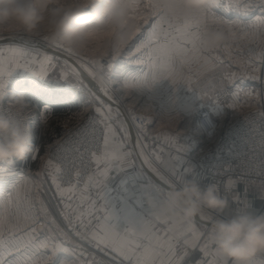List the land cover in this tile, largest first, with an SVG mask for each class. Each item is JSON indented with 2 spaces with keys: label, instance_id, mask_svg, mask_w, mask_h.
<instances>
[{
  "label": "snow or ice",
  "instance_id": "obj_1",
  "mask_svg": "<svg viewBox=\"0 0 264 264\" xmlns=\"http://www.w3.org/2000/svg\"><path fill=\"white\" fill-rule=\"evenodd\" d=\"M223 12H239L243 10L245 16L249 13H258L251 28L247 26L237 27L233 21H224L227 28L229 40L213 51H205L202 47V33L212 27L220 25L222 22L216 17L214 11H200L198 13L185 14L183 11L175 13H165L156 3V0H132V10L129 20L135 23L136 33H140L139 42H132L128 47V57L138 65H145L148 69L143 72L142 81H149L155 84L158 80L169 79L173 84L183 81L184 84H191L193 80L192 72L196 70V75L204 72L214 71L221 66L224 61L220 55H213V52H223L228 59L237 64L244 75H249L253 79L259 77L257 61L264 63V0H221L218 7ZM151 19V24L146 30L142 31V25L147 24ZM106 33L95 34L93 39L100 41L106 37ZM137 37V35H136ZM46 40V38H45ZM240 40H246L248 47L246 54L241 58L239 51L233 55V47ZM57 49H62L69 54L75 65L82 68L84 72L95 80V69L97 66L104 70L105 63L103 57L97 55L92 58L77 56L71 50L62 45H49ZM0 48V101L5 98L6 84L5 77H9L17 69L40 77H45L49 69H54L57 65L53 58L47 54L42 59L31 56L29 51L23 47H10L7 51L13 56L5 60ZM24 60L20 62L16 57ZM39 62L40 71L33 70V66ZM7 65V67L5 66ZM107 69H112L111 62L106 64ZM60 78L67 82L70 87L79 86L85 89L82 73L78 67L69 64L67 60L59 66ZM188 73H184V69ZM235 73H226V79H232ZM137 79H139L137 77ZM73 80L76 84H73ZM127 88L129 85L124 84ZM105 95L108 90L104 85H100ZM91 98H95L92 89H86ZM250 95V94H249ZM111 99V97H109ZM89 99L88 103H91ZM47 109H45V113ZM95 113L99 117L90 118L91 130L80 135L73 146L65 149V154L60 159L66 167L60 163L54 164L51 159L43 165L44 170L52 177L53 184L56 186L61 197H65L69 203L65 208L75 213V219L79 221V227L83 231H76V235L82 239H89L95 242L96 247L101 251L108 250L114 254V258L119 257V264H187L191 252L198 250L200 258L194 264H218L217 259L212 254L207 241L201 243L204 233L195 227V220L185 222L182 217L170 218L160 212L152 213L151 219L144 221L141 226L130 228L125 231L117 230L112 223L113 213L106 211L103 216H96L95 213L100 209L96 207V201L87 198L89 205L87 210L80 211L81 205L86 201L84 196L92 188L101 190L100 198L108 201L104 194V181L108 179L109 171L114 165H123L128 162L130 152L124 150V144L117 140L113 127V110L110 106L101 104L95 108ZM264 115V113H261ZM46 115L42 119L46 120ZM142 121L146 118L141 117ZM153 123V121H147ZM102 126V127H100ZM141 131H144L143 124ZM38 151V150H37ZM33 159H37L36 154ZM159 159V158H157ZM95 164V169L91 170L89 165ZM10 162L0 163V175L9 171ZM117 170H120L117 168ZM171 174L177 178L178 173L173 168ZM66 177L67 187H62L58 182L60 176ZM159 179L167 184V180L157 173ZM144 176H146L144 174ZM148 184H151L157 195L155 197L154 208L161 204V185L151 177L146 176ZM30 183V182H29ZM81 185H83L81 187ZM15 187V185H13ZM79 193V203L73 209L71 201L77 198ZM15 209V211H13ZM32 213L31 202L21 216L19 193L9 192L6 196L0 193V264H47L46 261H39L33 255L26 252L27 248L47 247L45 241L35 244L36 227L39 222L36 215ZM87 217V219H85ZM65 219H71L66 214ZM210 220L206 215L201 214L200 220ZM95 220V222H93ZM163 224L165 227L157 231L156 225ZM31 229V231H29ZM18 232H23L29 237L28 244L22 249L20 244L13 243L19 239ZM6 234L7 235L6 237ZM53 253L59 248L53 244ZM84 264H107L104 259H97L95 256Z\"/></svg>",
  "mask_w": 264,
  "mask_h": 264
},
{
  "label": "clouds",
  "instance_id": "obj_2",
  "mask_svg": "<svg viewBox=\"0 0 264 264\" xmlns=\"http://www.w3.org/2000/svg\"><path fill=\"white\" fill-rule=\"evenodd\" d=\"M156 3L165 13L189 14L214 11L221 0ZM131 10L132 0H0V35L37 37L48 45H62L81 57L117 58L137 35L135 23L129 20ZM103 33L107 34L104 39H93L95 34ZM201 39L204 50L213 51L226 43L229 35L221 23L205 30ZM107 71L106 65L104 70L99 66L95 69V79L101 85L106 83ZM130 78L124 84L136 87ZM28 107L23 93H18L8 104L13 115L0 112V163L23 161L35 151L32 129L23 115ZM236 183L232 178L225 180L221 194L216 183L202 189L195 180H188L174 186L163 199V208L170 218L180 216L188 222L204 214L210 219L207 243L218 264H254L264 254V214L241 210L228 219L219 215L229 208V193ZM238 200V195L231 196V202ZM149 204L153 206L154 202L149 200Z\"/></svg>",
  "mask_w": 264,
  "mask_h": 264
},
{
  "label": "crops",
  "instance_id": "obj_3",
  "mask_svg": "<svg viewBox=\"0 0 264 264\" xmlns=\"http://www.w3.org/2000/svg\"><path fill=\"white\" fill-rule=\"evenodd\" d=\"M241 11L243 10L241 9ZM214 12L219 15V20L222 23L224 21H234L233 19H231V17L236 16V14L231 15L233 11L225 13L219 8L215 9ZM253 14V19H251V16L249 17L250 20L239 18L238 21L241 24H253L258 13H252L251 15ZM4 44H13L14 47H19L20 44H24L27 47L23 48L29 51L30 55L33 56H36V50L39 49L38 47L27 43ZM39 50L43 51L46 54L53 55L54 57L59 56L61 57V59L67 60L64 59L63 56L57 55L55 53L43 49ZM131 64L133 65L134 63ZM132 65H128L126 66V68L121 69V73L118 66L114 69V73H110L112 75L110 76V82L116 90L115 93H117L113 96L110 95V93H108V95H105L100 86L97 85V83H95L93 79H91L92 83H90L87 79H85V77L84 79L86 81L81 77L83 79L85 89L82 88L81 91H76L73 88L65 90L64 86L68 84L60 78V70L58 71V73H50V70H48V73L45 77H40L32 74L31 72L22 74V69H17L9 77H5V80L7 81L5 88V98L9 96L8 94H10L11 96L13 94L16 95L20 87L19 85H26L28 91L31 94H40L42 99H38L42 101L41 105L37 106L32 104L29 107V113L32 119L34 118L33 116L42 115L44 117L46 115V120H44V122H42V124L40 125L39 134L49 135L50 141L51 139L52 141L57 139L70 125V119H66L67 115L70 113V109L79 108L82 104L91 99L86 89H92V91L95 93V98L104 103H107L115 110L119 117V121L122 120L124 123H122L121 127V125L116 121V117H114L113 127L115 129L116 138L118 141L124 144V150L126 152H130L131 156L128 157L127 163H124L123 165H114L113 168L109 171L108 179L104 181L105 185L103 190L108 204L106 205L105 200L100 198L101 190L99 188H92L88 191L87 194L84 193L86 201L81 205L79 210L83 211L88 209L89 205L87 203V198L96 201V207L100 210L97 211L95 215L103 216L106 211L111 210L113 213L112 223L119 231H125L130 228L138 229L144 221L151 219L152 213L154 212H160L162 215L168 216L163 208V199L165 195L173 189L174 186L178 187L182 182L188 180H195L202 189L208 184H212L210 180L203 179L200 174H198L199 172L193 161V157L201 152V148L199 147L198 137L197 135H195L196 133L193 132L194 128L192 130V127L191 129L189 128L188 132L185 131L186 135H151L153 147L152 155L159 158L157 159L158 165L160 163L161 166L159 165L157 169H153L145 160H143L142 155L140 154L131 134L130 123L129 121H127L128 119L125 116L121 105L119 104L121 100L123 101V99H126L127 104H124L126 105L125 108L129 110L135 109L131 107V105H129V102H127L128 95L125 89L123 90V88H125L124 80L128 77H131V84L135 85L136 83V87L141 86L143 82V72L148 71L145 65ZM132 77H134L133 79H135V82L132 81ZM137 77L139 79H137ZM88 78L92 77L88 76ZM73 84H76L75 80H73ZM109 97H111V99H109ZM5 98L3 100H5ZM45 109H47L46 113ZM149 116L153 115L148 114L147 117ZM162 126H165L164 122ZM95 167L96 166L94 164V169ZM117 168H119L120 170H117ZM173 168L177 171L179 178L171 174V170ZM127 173H134L136 179L140 181L141 186L138 191L134 192L130 190L127 180L125 179ZM157 173H159L160 175H162L161 173H164L166 177H168L166 178L167 184L159 180ZM144 174L151 177L154 181L161 185V204L159 205V207L154 208L149 204V200H152L155 203V197L157 193L154 187L151 184H148L147 177L144 176ZM248 187L251 186H243L240 188V195L242 198L240 204L245 212L256 215V212L262 202L263 197L261 196L263 195L260 196L257 193L256 195L255 193L251 192V189ZM259 192L263 193L262 189H260ZM78 197L79 193H77V198L71 201L73 209H75L77 203H79ZM66 203H69V201L65 197H51V199H49L47 208L50 210L52 217L61 221V226L63 227L64 231L67 232V234H71L73 235V237H76L75 241L77 244H72V246H74V248L77 249L79 253L81 252V254L83 251L93 250L103 253L104 255H107L113 259L120 260L119 257L114 258V254L108 250L101 251L100 248L96 247L95 242H92L90 240V238L82 239L75 234L76 231L83 230L79 227V221L74 218L75 213L65 208ZM138 206L142 207L141 211L137 209ZM66 214L69 216V218L70 216L72 217L71 221L73 222V224L67 222L69 219H65ZM85 219H87V217ZM193 220L196 221L195 227L204 233V238L201 243L207 241V232L210 229V227H207V223H209L210 220L201 221L200 216L195 217ZM93 222H95V220H93ZM164 227L165 225L163 224L158 223L156 225L157 231H161ZM51 249L52 248L50 247L49 249L47 247H41L38 249L35 248L38 253H42L45 255V258H47L45 259L47 264H84L81 260L78 259L69 258L63 255H54ZM261 256L264 257V255H259L257 257L258 259H255L254 264H264V261L260 259ZM199 258V251H193L188 257L187 264H194V261ZM41 260L42 259H39V261Z\"/></svg>",
  "mask_w": 264,
  "mask_h": 264
},
{
  "label": "rangeland",
  "instance_id": "obj_4",
  "mask_svg": "<svg viewBox=\"0 0 264 264\" xmlns=\"http://www.w3.org/2000/svg\"><path fill=\"white\" fill-rule=\"evenodd\" d=\"M233 14H236V16H238V17L236 16L231 17V19L234 20L233 22H235L238 28L241 26H247L251 28L252 24H241L238 21V19L245 18V20H248V19L250 20L249 17L252 16L251 19H253L254 14L251 15L252 13H249V15L245 16L243 14V11L241 10L239 11V13L236 11H233L231 15ZM215 15L219 19L218 17L219 15L217 13H215ZM150 24H151V19L149 20L147 24L142 25V31L146 30ZM19 36L21 35L15 36L12 39H15ZM140 36L141 34L138 33L137 37L134 38L133 42L138 43L139 42L138 37ZM4 38H10V37L7 35H0V39H4ZM28 38L34 39L35 41H39L42 47H48V48L54 49L55 51L61 53L63 56L64 54H66V52L63 51L62 49L51 47L47 43H45L43 40H41L40 38H37V37H28ZM132 46L133 45H129V47H132ZM10 47H14L13 44L0 43V48L5 49V51L3 52V56L5 60L13 56V53L7 51V49ZM19 47H27V46H25L24 44H20ZM247 47H248V42L246 40L238 41L237 44L234 45L233 47V55H235L237 51H239L241 54V58H243V56L246 54ZM36 51H37L36 56L38 55V53L40 54L38 59H42L43 55L46 54L39 49H37ZM217 54L220 55L221 60H223L224 63L221 66L217 67L214 71L204 72V74L199 75V76L196 75V70L193 69V72H192L193 80L191 84H184L183 81H177V83L173 84L171 80L166 78V79L158 80L155 84H152V82L149 81L147 83L142 82L141 86H138V87L123 88V90L125 89L128 95L127 102H129V105H131V107L135 108L132 110L125 108L126 105L124 104L126 103V99H123V101L121 100V102L119 103L121 105V108L123 109V112L125 113V116L128 119L127 121L130 122L129 118H131V116L134 114L145 117L147 121H153V123L149 124V135L150 136L151 135H162V134L186 135V132H188L189 128L191 129L192 127V130L194 128L193 132H195L196 133L195 135H197L198 137V135H200V131L194 125V117L196 115L198 106L208 105L212 109L213 115L215 119L217 120V124L219 127H225L227 126V124L236 120L239 113L242 110L247 109L248 107H251V106L246 104L245 107H241L239 109H234L231 106H228L227 98L224 94V89L227 86L234 85V84L245 86L248 83H254V84L257 83L258 80H260L264 75V63L257 61V67L259 71L256 73V76L259 78L253 79L249 75H244L240 71L238 65L232 63L223 52L213 53V55H217ZM47 55L51 56L53 58V62L57 65L56 68L49 69L50 73L52 72L58 73V71L60 70L59 66L62 65L65 60L61 59V57L59 56L54 57L53 55H49V54ZM64 57L67 59L69 64H72L70 59H68L66 56ZM16 58L19 59L21 63L24 62L22 58L18 56ZM102 62L105 63V65L108 62H111L113 65L112 69L107 71V80L104 86L107 88L108 93H110V95L112 96L116 95L117 94L115 93L116 90L114 89V87L112 86L110 82V76H112L110 73H114V69L118 66L120 69L119 71L121 73V69L126 68V66L128 65H132L131 63H134L133 65H136V63L133 62L128 57L127 50L124 53H122L120 57H117V58L104 57ZM5 66L7 67V65ZM33 70L36 72L40 71L39 62H37L33 66ZM229 72L235 73V76L232 79L225 78V74ZM25 73H28V72L22 69V74H25ZM184 73L185 74L188 73V70L186 68L184 69ZM83 75L85 79H87L90 83H92V80H91L92 78H88L89 75H87V72H85ZM133 78L134 77H132V81L135 82V79ZM93 81H95L97 85L99 86L101 85L100 83H98L96 79ZM18 93H23L25 100L29 104V107L32 104L36 105L37 101L39 100L38 98H41L39 93L36 95L31 94L28 91V88L26 85L20 86L19 90L17 91V94ZM8 95L9 96H7L5 100L0 101L1 104L8 106L11 97L14 96L15 94H13L12 96L10 94ZM91 99H92L91 103H88L89 100L87 99L88 101L82 104L79 108L70 109V113L66 117V119L67 118L68 120L70 119V123H69L70 125L57 139L53 141L52 139L50 141L49 137H47L46 134L45 135L39 134L40 125L42 124V122H44L45 119H42L43 117L42 115L33 116L34 118L32 119L29 113L30 108L28 107L25 110L23 115L27 118L29 122H31V120H35L37 122V117L41 119V120H38L36 127L32 131V135L35 136L33 140V144L34 143L38 144L37 145L39 147L38 151L41 146L40 138L44 137V140H43L44 145L41 147L42 151L40 154H38V151H37L36 153V155L38 156L37 159H33L32 158L33 154L31 153L27 159L23 161H16L13 165L9 166V171L7 173L0 175V192L5 187L12 186L11 189H12L14 198H15V194L17 192L19 193L21 216L23 215V211L28 207V201L31 202V205H32L31 214L36 215L39 220V222L34 225L37 229L36 234H35V244L36 243L39 244L41 241H45L47 243V248L49 249V247L52 248V245L54 244L56 239L61 240L65 244H67L72 250V252L67 254L66 257L81 260L83 263L84 261H86V258L83 257V255L86 253H90V251L86 250V251H83L82 254L81 252L79 253V251L75 249L74 246H72V244H75V245L77 244L75 241L76 237H73V235L71 234H67V232H65L63 227L61 226V221L52 217L50 210L47 208L49 199H51V197L60 196V194L58 193L56 186L53 184L52 177L48 174V170H44L43 165L49 159H51L53 163L56 164L57 161L52 157L51 148L55 143L58 142L59 139H61L62 137H66L72 129H75L76 127L78 128L79 126L83 125L85 121H87L88 119L99 118L97 114L95 113L96 107L101 106V104L109 106L107 103H104L98 100L97 98H91ZM112 110H113V116L116 117V121L122 127L123 121L122 120L119 121V117L117 113L115 112L113 108ZM148 114H152L153 116L147 117ZM175 115L178 117L174 118L173 116ZM73 117H75L76 119ZM163 122L165 123V126H162ZM152 150H153V147L151 146L150 153H151L152 161H146V160L145 161L149 164L150 167H152L153 169H157V167L159 165L161 166V164L159 163L158 165L157 157L152 155ZM200 154L201 153L193 157L194 163H195L196 158ZM91 165H92V170H93L94 164H91ZM17 167H20V169L22 168V170L24 171V177L18 180H13L12 179L13 176L11 172L13 169ZM130 174H133L135 179H136V176L134 173H127L125 177L130 187V190H132L131 185H130L131 180L128 177ZM198 174H200V172ZM58 182L61 183V176L59 177ZM135 182H136L137 187L135 190H132L134 192L138 191V189L141 186L139 180H135ZM13 185H15V187H13ZM250 186L251 187H248V188L251 189V192L255 194L257 193L260 196L263 195L261 197H264V192L263 191H262L263 193L259 192V190L261 189L260 186L258 185H250ZM241 187L243 186H240L236 192H233L231 195H229V199H230L229 208H227L224 211V213L220 214L222 217L228 219L238 214V212H240L241 210L244 211V209L242 208L240 204V202L242 201V198L240 195ZM85 193L87 194L88 192H85ZM232 195H238L239 200L235 203L231 202ZM137 209L141 211L142 207L138 206ZM13 211H15V209H13ZM71 218L72 217L70 216V219ZM67 222H69V220ZM210 222L211 221L207 223L208 224L207 227L211 226ZM71 223L73 224L72 221ZM29 231H31V229H29ZM7 235L9 234H6V237ZM18 237L19 239L17 241H13V243L18 242L21 248L23 249L25 245L28 244L29 237L25 236L23 232H18ZM51 251L53 252V248L51 249ZM26 252L29 255L35 256L37 260L42 259L41 261H46L45 259H47L45 258L44 254L38 253V251H36L35 248L33 247L27 248ZM54 255H61V253L56 250ZM260 259L264 261V257L261 256Z\"/></svg>",
  "mask_w": 264,
  "mask_h": 264
},
{
  "label": "built area",
  "instance_id": "obj_5",
  "mask_svg": "<svg viewBox=\"0 0 264 264\" xmlns=\"http://www.w3.org/2000/svg\"><path fill=\"white\" fill-rule=\"evenodd\" d=\"M71 88L76 91L82 90L79 86H64L65 90ZM224 94L227 98L228 106L234 109L245 107L246 104L251 107L242 110L237 119L227 124V126L219 127L212 109L208 105L198 106L194 117V125L200 131L198 142L201 154L196 158L195 165L201 177L218 184L221 194H224V182L229 178L237 181L235 188L229 195L236 192L240 186L250 185H258L264 192V115H261V113H264V75L255 84L248 83L245 86L229 85L224 89ZM0 112L13 115L8 106L1 103ZM141 117L143 116L134 114L129 118L133 132L132 136L144 160L152 161L150 159L152 138L149 135V123H147V119L142 121ZM24 119L27 120L25 116ZM38 120L41 119L37 117V122L35 120H31V122L27 120L32 131L36 127ZM96 120H99V118ZM142 124L144 126L143 132L141 131ZM90 130V119H88L83 125L72 129L66 137L59 139L51 148L52 157L57 161L56 163L66 167L60 159L64 156L65 149L72 147L73 142L80 135ZM32 137L34 140L35 136L32 135ZM37 145L34 143L35 151L33 154L37 153L39 148ZM89 167L92 170L91 164ZM11 173L13 180L24 177V171L20 167L13 169ZM128 177L131 180L132 190H135L137 187L135 180L137 179H135L133 174ZM65 180L66 177L61 175L62 187H67ZM11 188L12 186L5 187L0 193L6 196L9 192H12ZM261 203L256 215L264 214V197ZM54 244L59 246L57 251L63 256L72 252L70 247L61 240L56 239ZM83 256L86 260H90L91 257L95 256L97 259H104L107 264H119V260L93 250Z\"/></svg>",
  "mask_w": 264,
  "mask_h": 264
},
{
  "label": "water",
  "instance_id": "obj_6",
  "mask_svg": "<svg viewBox=\"0 0 264 264\" xmlns=\"http://www.w3.org/2000/svg\"><path fill=\"white\" fill-rule=\"evenodd\" d=\"M0 43H27V44H32V45L38 47L39 49H43V50L55 53L57 55L63 56L61 53L55 51L54 49H51V48H48V47H42V45L39 43V41H35L34 39H31V38H28V37H21V38H15V39L4 38V39H0ZM82 78L84 79L83 74H82Z\"/></svg>",
  "mask_w": 264,
  "mask_h": 264
},
{
  "label": "bare ground",
  "instance_id": "obj_7",
  "mask_svg": "<svg viewBox=\"0 0 264 264\" xmlns=\"http://www.w3.org/2000/svg\"><path fill=\"white\" fill-rule=\"evenodd\" d=\"M21 37H24L23 35H21V36H19V37H17V38H21ZM64 56H66L68 59H70V61L72 62V64L74 65V66H76V67H78V69H79V71L82 73V74H84L85 72H84V70L82 69V68H79V66L78 65H75V62L73 61V59H72V57L69 55V54H64ZM19 86H21V85H19ZM130 123V122H129ZM130 127H131V123H130ZM131 134L133 135V132H132V127H131ZM137 148H138V146H137ZM139 150V149H138ZM140 152V154H141V151H139ZM142 155V154H141ZM142 158L144 159V157L142 156ZM151 160H152V158H150ZM154 162V161H153ZM162 174V176L166 179V178H168V177H166V175L164 174V173H161ZM159 178V177H158ZM160 180V179H159ZM161 181V180H160ZM214 215H216V214H214ZM221 216V215H220ZM226 219V218H225ZM206 221H209V220H207V219H205Z\"/></svg>",
  "mask_w": 264,
  "mask_h": 264
},
{
  "label": "trees",
  "instance_id": "obj_8",
  "mask_svg": "<svg viewBox=\"0 0 264 264\" xmlns=\"http://www.w3.org/2000/svg\"><path fill=\"white\" fill-rule=\"evenodd\" d=\"M41 103H42V101H41V100H38L37 103H36V105H37V106H40ZM46 135H47V134H46ZM47 137H49V135H47ZM43 140H44V137H41V138H40L41 146H40V149H39V151H38V154H40L41 151H42L41 147L44 145V144H43Z\"/></svg>",
  "mask_w": 264,
  "mask_h": 264
}]
</instances>
